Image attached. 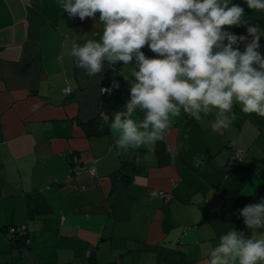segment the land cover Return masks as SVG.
<instances>
[{"label":"crops","instance_id":"1","mask_svg":"<svg viewBox=\"0 0 264 264\" xmlns=\"http://www.w3.org/2000/svg\"><path fill=\"white\" fill-rule=\"evenodd\" d=\"M230 3L264 30V12ZM102 31L98 14L69 18L58 0H0V264H205L227 231L251 236L239 212L264 199V118L235 106L232 125L213 132L211 115L182 113L164 140L117 155L109 125L133 66L106 62L89 77L69 55ZM113 80L119 88L101 94ZM9 227L28 242L10 241Z\"/></svg>","mask_w":264,"mask_h":264},{"label":"clouds","instance_id":"2","mask_svg":"<svg viewBox=\"0 0 264 264\" xmlns=\"http://www.w3.org/2000/svg\"><path fill=\"white\" fill-rule=\"evenodd\" d=\"M248 9L264 12V0H244ZM69 18L96 20L99 40L73 43L69 55L89 77L122 62L132 65L130 99L114 114L109 129L120 151L145 148L164 140L173 120L200 121L211 115L213 132L237 119L233 108L264 118V30L244 19V8L230 0H58ZM246 26L247 35L228 28ZM251 37V39H249ZM243 44V51L240 45ZM147 47L155 55L148 57ZM112 88L119 83L113 80ZM101 94L109 91L100 89ZM38 105L34 106L35 110ZM139 114L140 118H135ZM203 157H193V166ZM157 191L150 193L156 199ZM239 216L251 236L236 229L220 237L205 253V264H264V199L245 206ZM259 236V238H258Z\"/></svg>","mask_w":264,"mask_h":264},{"label":"built area","instance_id":"3","mask_svg":"<svg viewBox=\"0 0 264 264\" xmlns=\"http://www.w3.org/2000/svg\"><path fill=\"white\" fill-rule=\"evenodd\" d=\"M22 2L24 3V5H26L27 7H31L32 6V0H22ZM101 88H107L109 89L108 92L106 93H111L113 88L111 87V85H105ZM65 93H69L70 92V88L67 86L65 89H64ZM242 158V151L240 150H234L231 155H230V160L231 161H235V160H240ZM90 173H94V169H91ZM159 193H163V195H160L161 197L163 198H166V201H168L169 199H171V196L168 194V193H165L163 191H160ZM7 232L9 234H15V233H20V234H23L25 233V231L20 228V227H9L7 229ZM28 242V239L26 238L25 239V243Z\"/></svg>","mask_w":264,"mask_h":264},{"label":"trees","instance_id":"4","mask_svg":"<svg viewBox=\"0 0 264 264\" xmlns=\"http://www.w3.org/2000/svg\"><path fill=\"white\" fill-rule=\"evenodd\" d=\"M104 95H107V94H104ZM105 102L107 103L108 101L105 100ZM109 105H110V102H109ZM9 237H10V241H14V240L19 241V240L23 239L24 242H25V239L27 238L25 233H23V234H20V233L10 234Z\"/></svg>","mask_w":264,"mask_h":264}]
</instances>
